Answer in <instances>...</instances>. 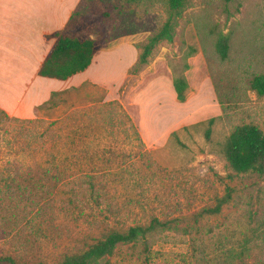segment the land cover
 <instances>
[{"label": "rangeland", "instance_id": "obj_1", "mask_svg": "<svg viewBox=\"0 0 264 264\" xmlns=\"http://www.w3.org/2000/svg\"><path fill=\"white\" fill-rule=\"evenodd\" d=\"M168 19L173 40L159 41L121 84L114 78L123 64L98 56L92 71L106 72L107 87L90 81L70 87L56 96L55 107L38 105L28 118L0 109V264H7L5 256L57 261L110 228L147 224L153 217L192 223V214L214 205L226 186L234 189L231 200L201 218L195 230L153 235L145 252L141 244L118 245L101 264H264V177H230L222 155L235 125L254 123L264 132V96L249 88L251 76L264 73V0H184L177 15L167 0H83L69 32L95 38L101 47L123 35L140 52ZM219 31L229 37L224 61L215 51ZM177 76L188 84L184 102L174 96ZM140 113L150 132L170 128L155 146L140 137ZM210 117L216 119L206 138ZM58 118H66L64 180L39 181L45 186L41 195L32 188L19 193L20 179L7 175L20 169L19 160L37 171L33 160L41 154L34 148L52 146L57 126L51 122ZM70 146L80 147L71 152ZM89 183L96 199L80 191ZM73 186L79 193L70 197Z\"/></svg>", "mask_w": 264, "mask_h": 264}, {"label": "trees", "instance_id": "obj_2", "mask_svg": "<svg viewBox=\"0 0 264 264\" xmlns=\"http://www.w3.org/2000/svg\"><path fill=\"white\" fill-rule=\"evenodd\" d=\"M82 1L83 0H80L78 2L67 24L62 29L55 30L46 35L47 38H54V41L37 71L39 75L65 79L74 73L86 69L94 53L101 48V45L95 38L69 32V23ZM183 1L184 0H167V3L170 10L174 11L177 15L183 5ZM224 1L228 2L230 0ZM162 40L168 42L173 40V24L170 19L166 20L157 32L148 37L147 42L140 47L136 62L129 70L136 72L140 65L145 64L155 45ZM214 45L219 58L222 61L226 60L229 52L228 34L219 31L216 35ZM171 82L175 92V98L179 102H184L186 98L185 92L188 86L185 77H173ZM249 88L256 96H264V73L253 74L249 80ZM71 89L78 88L71 87ZM69 90L70 88L51 91L49 98L40 104L39 107H55L57 105L56 96L65 94ZM110 103L111 102H104L105 105H109ZM224 113L225 107H222V115ZM215 119V117H210L207 120L208 126L205 130L206 138L210 136L211 125L215 122ZM65 121L66 118H58L51 122L52 126H57L56 136L52 138L54 141L52 146H46L45 142H42L43 144H40V146H35L34 151H38L39 154H41L38 161L36 159L33 160V163L38 167L37 171L31 172L30 168L28 170H26V168L24 169V166L30 167L28 166L29 164L19 160L20 169L18 167L13 175L11 173L7 175L12 182L15 180L17 182V179H20V182H17L15 186L19 193L29 192V188H32L36 193L39 192L41 195L45 193V186L44 183H40L39 181L44 180V178L54 183L64 180L65 173L62 170V166L65 160L64 156L61 154V134L62 132L66 133ZM171 135L176 136L175 131L171 132ZM79 147L80 146H70L67 149L72 152L74 149H79ZM48 153H50V155H48ZM222 155L227 167L231 171V173L228 174L230 177L247 173H255L264 177V132L254 123L235 125L223 143ZM49 156L50 158H48ZM14 164L16 163L11 162L10 167ZM35 177L37 178L35 179ZM94 187L92 183H89L86 188H82L80 191L86 190L90 197L96 199L97 195H95ZM7 190L13 193L15 189L13 190L12 187L9 186ZM233 191V188L226 186L223 195L216 198L214 205L203 207L192 214V223L183 226L177 224L179 218L160 220L157 217H153L147 224H133L123 229L110 228L103 233L101 237L96 238L94 242L88 244L84 249L65 253L57 261L49 263L43 261L28 263L25 261H17L11 256H5L1 258V260L5 261L7 264H101L102 260L105 257L111 256L116 247L121 244H130L131 246L141 244L145 252L150 246L149 238L153 235L161 234L169 230H181L183 233L188 234L195 230L201 218L215 215L220 212L221 208L231 200ZM78 193L79 191L73 186L70 191V197L77 196ZM69 201L72 205H76L77 200L70 198Z\"/></svg>", "mask_w": 264, "mask_h": 264}, {"label": "crops", "instance_id": "obj_3", "mask_svg": "<svg viewBox=\"0 0 264 264\" xmlns=\"http://www.w3.org/2000/svg\"><path fill=\"white\" fill-rule=\"evenodd\" d=\"M79 1L0 0V109L8 115L32 117L36 106L46 101L51 91L79 86L86 81L106 86L110 80L106 72L103 70L101 75H96L92 71L98 56H107L108 60L117 57L118 63L123 64L121 75L114 78V81L118 79V84L124 81L128 69L136 62V46L121 35L98 49L83 71L65 79L37 73L54 41L46 35L67 24ZM145 120L140 113V137L147 146H155L162 140L161 136L166 138L170 128H155L156 131L150 132Z\"/></svg>", "mask_w": 264, "mask_h": 264}]
</instances>
